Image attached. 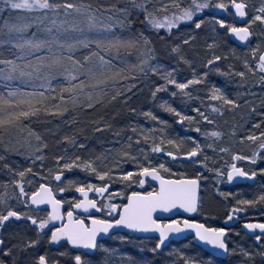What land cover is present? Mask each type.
Segmentation results:
<instances>
[{"label":"rangeland","instance_id":"1","mask_svg":"<svg viewBox=\"0 0 264 264\" xmlns=\"http://www.w3.org/2000/svg\"><path fill=\"white\" fill-rule=\"evenodd\" d=\"M54 1L59 3L58 0ZM191 1L157 0L154 11L157 14L179 13L180 10L174 5L178 3L182 7H187ZM208 1L214 6L212 12L197 13L192 20L183 21L182 25L170 31L146 33L145 30L140 29L135 39L140 40L141 43L128 51L134 55L132 64L136 62L134 64L136 66L134 68L135 75H133L135 81L132 85L134 88L133 95L139 99V103L133 105L136 108L131 111L133 115L131 118L138 121H133V124H139L141 129L147 131L143 137L148 136L150 138L145 144L146 148L150 147L144 152H140L143 154L145 166L149 160L154 167L161 162L165 163L166 167L171 169L170 172L157 170L166 178H196L197 173H199L201 189L200 208L197 217L204 223L211 224L217 222L233 200L237 198L254 200L246 187L227 188L225 180L227 171L230 170L233 163V155L252 156L253 151L258 150L259 144L264 140L260 137V133H264V82H261V76H264V72H261L258 67L259 56L264 50V24L255 21L249 25L252 33L251 42L246 49L241 50L228 40L225 33L219 31L218 20L220 19L237 26L233 12L215 7L218 0ZM68 2L77 3L78 1L68 0ZM222 2H227V0H222ZM262 7H264V1L251 10L247 9L246 24L255 15L260 14L259 10ZM196 20L203 21L200 28H196L194 23ZM143 38H147L149 44L144 45ZM185 41L187 43H184ZM176 46H179L178 52L173 51ZM144 48L152 50L151 64L157 66L159 73H171L172 78L176 79L178 83H186L194 78L201 82L193 83L184 90L177 88L176 85H166L164 89L157 91V86L165 85L166 81L162 75L153 73L148 67H145L144 73L139 71L141 50ZM122 52H125L124 58L130 57L126 51L122 50ZM214 55L220 56L221 59L215 60L213 64L209 65L208 60L212 59ZM181 56L184 59H181ZM245 60L256 71H250L248 67H245ZM125 62L128 64L127 61ZM241 71L245 73L243 77L238 75ZM128 73L127 71L124 75L127 77ZM204 73L207 75L204 76ZM214 87L220 90L217 95L222 94L228 99L236 101V104L229 105L221 100L211 99ZM153 92H155V96H153ZM173 92L176 94L173 95ZM168 106L175 108L184 117H191L192 119L183 120L182 128H177L176 122L181 121L180 116L175 112L168 111ZM196 109L207 115L208 121H205ZM148 112H151L158 119L154 120L147 116L146 113ZM49 114H51L50 111H40L36 115L24 119L23 123L31 121L30 125L34 126L31 123L36 124L39 119L41 124L47 121V124L50 125L53 121L49 120L47 116ZM171 115H173L174 121L168 124L166 119L167 116ZM33 119L35 121H32ZM162 121L166 123H162ZM197 128L200 129L199 132L196 131ZM213 131H218L221 135L219 137L210 134L204 135L205 132L211 133ZM5 132L6 130H0V140L2 141H5ZM18 133L22 134L21 132ZM250 136H255L256 140L247 139ZM161 138L165 140V143L162 144L165 149L161 152L152 151L153 140L159 144ZM192 138L200 142L202 151L198 153L199 158L204 160L205 156L208 157L207 168L194 161L181 162L176 159V157L183 156L182 150H190L193 146ZM106 139L105 133H102L99 138L93 136L92 140L89 141L92 145L94 144L93 141L98 143L100 149L104 147L102 162L109 156L112 157L115 150L111 146L114 142L113 138L110 137L108 141ZM169 139L176 140L177 144L181 145V149L167 144L166 141ZM22 142L19 143L20 145L23 144L22 146L19 145L21 149L19 155L13 154V151L10 152L6 143L0 145V199H6V203H0V212L6 214L7 209L11 208L34 216L37 220L47 218L48 211H37L29 207L28 200L25 201L19 192V186L14 183L16 180H21L25 192L30 197L31 192L40 183H45L44 178L49 176V168L44 166L46 165L45 162H49L47 156H44L43 161L37 160L36 156L39 153L36 152V149L33 150L29 144ZM209 144L212 147H208ZM2 146L6 148H2ZM79 148L83 150V153L92 157L93 149L90 148L91 151L88 152L83 147L79 146ZM139 148L142 151L143 146ZM167 151L176 153L175 159L167 156ZM62 157L68 158L69 156L62 155ZM81 157L82 159L85 158L84 160L95 159H87L86 156L82 155ZM41 163H43V167H41ZM28 168H31L32 171L26 172L25 176L21 178L18 173ZM134 169L136 168L132 170ZM216 169H219V172L215 171ZM220 173H224V175H220ZM65 175L66 178L63 183L57 184L52 180L47 181L51 184L56 198L64 202L75 201L73 195L75 187L69 186V180L85 184L89 182L99 184L100 182L95 174L75 166L72 168L71 174L65 172ZM58 187H64L65 191L60 192ZM135 189L152 191L155 187L148 185L145 189H141L139 184H134L129 188L119 180L118 175L112 179V193L123 190L129 194ZM221 193L229 195L222 196ZM125 199L126 197L115 195L111 202L121 204ZM105 201L108 203L107 199ZM254 205L255 203L251 206ZM3 223H5L2 233L4 243L0 250V259L5 260L6 264H12L13 260L15 264H38L39 255H45L49 261L62 258L66 264H76L74 257L67 259L69 258L68 249L61 248L57 251L49 248L50 234L47 232L49 225L44 230L38 231V225H33L24 215L19 218L10 217ZM30 240H36L37 243L26 247ZM157 242L156 238L115 234L101 242L94 255L81 257L83 264H130L129 257L135 261V264H190L192 260L198 261L199 264H204L205 261L209 260L211 264H264V255L261 254L263 249L244 238L236 240L234 237H230L228 239L230 254L227 259L222 261L213 258L195 246L190 238L171 243L160 254L157 251H152ZM9 248L12 250L11 255L5 256L3 251Z\"/></svg>","mask_w":264,"mask_h":264},{"label":"snow or ice","instance_id":"2","mask_svg":"<svg viewBox=\"0 0 264 264\" xmlns=\"http://www.w3.org/2000/svg\"><path fill=\"white\" fill-rule=\"evenodd\" d=\"M148 0H139L134 2V6L143 8L146 13V19L154 28H167L172 29L173 25H178L180 21L192 20L195 13L202 11L205 8L210 7L208 0L200 2V0H192V3L187 7H182L180 4L174 6L180 10V14L173 13L172 18L164 16L163 20L157 19L152 13L148 12L146 7ZM0 19L4 21V24L8 26L10 32H15V37H10V41L20 50V56L15 59L0 60V64L4 67L0 68V79L5 81L20 80L24 82H32L35 80L41 81L40 84H32V87L36 90L27 91L24 87H16L7 92L0 93V130H7L12 127H20L23 124L24 119L30 116L36 115L42 109L44 112L49 111H67L66 106H61L56 103L53 108L48 105L52 101L65 102L70 100L75 105L77 103L83 104L84 107L93 108L96 104L104 102L105 89L109 82L115 83L118 79H126L124 73L126 68L119 67L114 64L113 61L120 58L121 50L128 51L135 48L141 43L140 40L125 38L123 35H118V26L122 27V22L118 19L109 17L107 20H101L97 16L96 11L93 10L90 4L85 3H72L68 0L63 2H51V0H0ZM230 6L235 9L236 14L239 17H245L247 15L246 5L243 0H227L222 2L218 0L215 7L224 10H230ZM166 7V6H162ZM48 10H52L54 13L59 10H63L64 14L71 15L74 13L73 22L65 27L66 21H61L56 31L53 32L52 28H48L47 31L51 34L50 38H38L36 33L33 32L31 36H26L25 33L33 27V22L27 19L12 23L3 16L5 11L7 12H41L44 11L47 14ZM72 10V13L69 12ZM123 11V10H122ZM260 14L253 17L248 21V24L243 26H236L230 24L224 19L218 20V24L221 27L226 26V31L235 34L240 41H245L252 35L249 25L255 21H259L264 24V7L259 10ZM196 28H200L203 23L202 20L194 21ZM53 25H56V21H52ZM60 33H68L63 39ZM71 33H76L72 35ZM142 35V34H141ZM184 43H187L185 41ZM143 44H149L147 38H143ZM211 47V45H209ZM77 49H85L86 54L82 56V59H78L73 55ZM142 56L139 60V71L145 72V67L150 68L153 73L162 75L166 81L165 85H158L157 91H160L166 87V85H176L177 88L184 90L193 83H200L199 79L188 80L186 83H178L176 79L172 78L171 73L162 74L158 72L157 66L151 64L152 56L151 49L144 48L141 50ZM173 51L178 52L179 46H176ZM40 53V55H37ZM67 53V55H66ZM255 54V50H254ZM181 59H184L182 56ZM221 57L214 55L212 59L208 60V64L211 65L215 60H220ZM35 61V63H33ZM187 62V61H185ZM71 64L69 68L67 65ZM245 67H248L250 71H256L255 68L249 66L248 61L245 60ZM135 68L136 66L133 65ZM258 67L261 72H264V54L259 56ZM219 71V69H217ZM60 75L65 78L64 85L60 88V95H55V89L53 86V80L55 76ZM204 76L207 73L203 74ZM238 75L243 77L245 73L239 72ZM82 77V79L80 78ZM261 82H264V76H261ZM220 90L213 88L211 99L221 100L226 104L235 105L236 101L228 99L224 95H217ZM51 93V95H50ZM65 93L67 95H65ZM120 93H117L119 95ZM176 93L173 92V95ZM187 95V93H185ZM84 95L85 100L80 101L79 97ZM155 96V92H153ZM116 96H112L111 99H115ZM168 111L175 112L180 116L181 121L185 119H192L191 117H184L177 110L171 106H168ZM199 115L208 121V116L196 109ZM147 116L152 119H158L153 116L151 112L146 113ZM211 123V121H209ZM162 123H166L163 122ZM99 130V129H97ZM136 131L135 128L132 129ZM163 131V129H161ZM200 131L199 128L196 129ZM216 136L221 135L218 131L211 133L205 132L204 135ZM260 137L264 139V133H260ZM39 141L41 138L36 136ZM70 143L74 141L70 137H64ZM131 139V137H129ZM144 141L149 140L148 136L143 137ZM243 139V138H242ZM247 139L256 140L255 136H250ZM165 143V140L161 138L160 144H157L153 140L152 151L161 152V144ZM169 145H174L177 149H181V145L177 144L176 140L169 139L166 141ZM193 146L190 150L183 151L182 155L189 157L192 161L202 164L205 168L208 167L206 161L208 159L205 156L204 160L199 158L198 153L202 151L200 142L192 138ZM130 146V145H129ZM46 144H41L37 147L36 152L40 153L43 148H46ZM83 147V145H80ZM208 147H212L211 144ZM259 149H264V143L259 144ZM224 151V149H221ZM258 151L254 150L252 156H241L240 154H234L233 160H251L254 162ZM124 158H130L136 162V157L131 156L128 151L122 153ZM167 156L175 159L176 153L173 151H167ZM37 160L43 161L42 155L36 156ZM100 157H96L93 160H84L81 156L76 155L74 157H62L56 156L55 160L57 166L55 169H49V176L45 177V183H40L37 188L30 194V201L34 205L49 204L51 205V211L48 212L47 218L37 220L36 217L22 213L20 211L7 209L6 214L0 212V224L7 221L10 217H17L24 215L33 225H38L37 230H44L52 221H64L65 213L61 212V207L64 204L63 200L56 199L51 184L47 181L52 180L55 182L63 183V177L65 171L71 170L74 166L81 168L86 172L95 174L98 180L101 182L96 183H80L75 180H69V186H74L75 191L80 193L83 197L75 201L74 205H71L66 212L67 220L62 222L59 227L53 226L51 228L50 241H59L61 238H66L67 242L71 245L83 246L84 248H97V238L102 233L108 234L110 230H114L118 227H125L135 231H156L159 233V240L152 248L153 252L160 249L170 233H179L184 229H194L195 237L200 241L206 242L215 248H219L228 251V245L225 242L226 229L223 227H207L203 223H198L196 220L184 219L182 222L178 219L161 220L154 216L157 210L169 212L177 207L184 209L188 213L196 212L198 210V189H199V173L196 178H181L165 179L157 169L164 172H170L171 169L167 168L165 163L161 162L155 167L152 166L151 161H148L147 166L144 163H138V166L134 170L121 169L118 173L113 172L111 168H100L96 161ZM124 161L121 160L120 163ZM43 167V163H41ZM114 167L119 168V164H114ZM32 169L28 168L20 171L18 175L23 178L26 172H31ZM215 171L219 172V169ZM264 171V169H261ZM119 177V180L126 184L127 187H131L134 184L143 186L146 183L148 177L155 180H159V188L152 191H131L130 194L123 190H117L116 193H112L110 185L114 176ZM224 175V173H220ZM255 176L256 172H248L243 168L237 167L235 164L231 165L230 170L227 171V178L229 181L234 176ZM19 186L20 194L25 198V201L29 199V194L25 192L22 181H14ZM60 192H64V187H58ZM105 198L108 203L101 199L89 198V193ZM118 195L126 197L127 203L118 205L112 203L113 196ZM221 195H229L221 193ZM260 200H264V194L259 197ZM0 203H6V199H0ZM243 205H253L254 200H242L239 201ZM75 209H83L87 212L89 209H95L96 214H91L87 219L91 222L90 226L85 223L84 218L73 219ZM242 210V209H241ZM233 212L238 211L233 209ZM103 213L104 215H101ZM232 215H228V219H231ZM248 229H260V235L256 236V240L260 241L264 237V223H247ZM4 241L0 240V244ZM36 240H30L26 247L35 245ZM12 250L4 249L3 254L5 256L11 255ZM249 254V253H246ZM250 255V254H249ZM38 264H48V259L45 255L38 256ZM76 264H83L82 257L80 255L75 256ZM130 264H135L132 258L129 257ZM0 264H6L5 260L0 259ZM12 264H15L13 260ZM190 264H199L198 261L192 260ZM204 264H211V261H205Z\"/></svg>","mask_w":264,"mask_h":264},{"label":"trees","instance_id":"3","mask_svg":"<svg viewBox=\"0 0 264 264\" xmlns=\"http://www.w3.org/2000/svg\"><path fill=\"white\" fill-rule=\"evenodd\" d=\"M58 1L59 3L63 2V0ZM77 1V4H90L101 20H107L109 17L120 20L122 22V27L118 26L117 34L123 35L125 38L135 39L140 29L145 30L146 33H165L167 31H170L167 28H154L146 19V13L144 9L134 6V2H139V0ZM156 1L157 0H148L146 4L148 12L152 13L159 20H163L164 16H168L171 19L173 13L157 14L154 11ZM263 1L264 0H243L246 5V9L248 10H251L255 6L261 5ZM51 2L56 1L51 0ZM200 2H204V0H200ZM213 9L214 6L211 5L210 7L205 8L197 13H210ZM69 12L72 13V10H69ZM174 13L176 15L180 14V12ZM197 13H195V15ZM74 15L75 14L72 13L71 15L66 16L63 10H59L55 13L52 10H48L47 14H45L44 11L31 13L23 11H5L3 13V16L12 23L20 22L25 19H27L28 21H32L33 27L29 29V31L25 33V35L31 36V34L35 32L38 38H50L51 34L47 31L48 28H52V31L55 32L61 21H66L64 26L67 27L68 24H71L73 22ZM53 20L56 21V25L52 24ZM182 22L183 21H180L178 25H173L172 29L182 25ZM71 34L76 35V33ZM60 35L63 39L66 35H68V33H60ZM15 36L16 33L10 32L8 26H6L4 24V21L0 19V60L15 59L16 57L20 56V50L17 49L9 39L10 37ZM126 53H128L130 57L124 58L123 55L125 54V52H122L121 50L120 58L115 59L113 63L118 65L119 67L126 68L129 72L128 74L131 77L128 75L126 79H118L117 81H115V83L109 82L107 88L105 89V99L103 103L96 104L93 108H87L84 107L81 103H77L74 105L70 100L66 104L65 102L52 101L48 105L50 108H53L56 103H59L62 107L66 106L68 110L50 111L51 114L47 115L49 120L53 121V123H50V125L47 124L46 120V123L42 122L41 124L39 122L40 120L38 119V122L36 124L33 122L31 123L34 126H31V121H29L28 123H23L24 125L22 124L18 128H8L4 136L5 141L0 140V145H4L6 143L10 152L13 151V154L19 155L21 150L20 146L23 145H20L19 143L22 141L25 144H29L33 150L37 149V147H39L41 144H46L47 147L43 148L39 155H42L43 158L44 156H47L49 162H45L46 165L44 166L48 167L49 169L56 168L57 164L55 157L62 155L69 157L82 155L84 157L86 156L87 159L100 157V159L96 161L97 165L100 168H111L113 172L117 173L121 169L130 171L133 168H137L138 163H144L145 161L143 158V154H140V152H144L150 146L146 148L145 144L148 141H143V134H147V131L141 129V125L133 124L134 120L131 118L133 116L131 114V111H134V108H136V106L133 107V105L138 104L139 99L133 95L134 88L132 85L135 81V76L133 77V75H135V69L133 65L136 62L132 64V57H134L132 52L126 51ZM84 54H86L85 49H77L73 53V55H75V57L78 59H82V56ZM37 55H40V53H37ZM125 61H127L128 64ZM33 63H35V61H33ZM67 66L70 68L71 64L68 63ZM2 67H4V65L0 64V68ZM53 75L55 76V79L53 80L55 95L58 97L60 95V88L66 81L63 76L55 75V73ZM80 78L82 79V77ZM33 83L38 85L41 83V81L35 80L32 82H24L20 80L5 81L3 79H0V93H4L6 95L8 91L16 87H24L27 91H33L36 90L32 87ZM117 93L120 94L117 95ZM65 95L67 94L65 93ZM114 95L116 96V98L111 99V97ZM85 99L86 97L84 95H81L79 97L80 101H83ZM41 111H43V109ZM166 120L168 124L172 123L174 121L173 115L167 116ZM32 121H35V119H33ZM132 128H135L136 131L133 132ZM18 132H21L22 134ZM102 133H105V137H107L106 141L110 140V137L113 138L114 142L112 143V145L109 143V145L113 146V148L115 149L112 157L109 156L103 162L101 161V159L104 152V147L100 149V145H98V143H95L94 141L93 145L92 143H89V141L92 140L93 136L99 138ZM37 135H39L41 138L39 141L36 139ZM66 136L70 137L74 141V143H70L68 140H65L64 137ZM129 137H131V139H129ZM80 145H83V148L88 152L90 148L91 150L93 149L91 154L92 157H90V155L88 154L86 155V153H83V150L79 148ZM140 146H143V148L141 149L142 151H140ZM2 148L6 147L2 146ZM161 148L163 150L165 149L162 144ZM124 151H128L131 156L136 157V162H134L130 158H124L122 155ZM121 160H123L124 162L120 163ZM114 164H119V168L114 167ZM65 172L67 174H71L72 169Z\"/></svg>","mask_w":264,"mask_h":264},{"label":"water","instance_id":"4","mask_svg":"<svg viewBox=\"0 0 264 264\" xmlns=\"http://www.w3.org/2000/svg\"><path fill=\"white\" fill-rule=\"evenodd\" d=\"M230 10L234 14V18H235V20L237 22L238 27L245 25L246 19H247V15L245 17H239L236 14L235 9L233 7H231ZM219 30L221 32H223V33H226L228 39L233 44H235L238 48L246 49L248 47V45L250 43V40H251V36H249L248 39L245 40V41H240L238 39V37L235 36V34L229 33V32L226 31V26L225 27H221L220 26ZM261 54H264V51ZM182 125H183L182 121H178L176 123V126L178 128H182ZM176 159L178 161H181V162H191L192 161L191 158L186 157L184 155L181 156V157H176ZM164 178L165 179H175V178H166V177H164ZM254 178H255L254 176L242 177V176L237 175V176H234L233 179L230 182L232 184L246 182V180H250V182H251V181H253ZM62 179L64 181L65 175H64V177ZM179 179H181V178H179ZM179 179H175V180H179ZM185 179H188V178H185ZM55 183L60 184V182H55ZM147 183H149L150 185L156 187V189L158 190L160 181L159 180H155V179H153L151 177H148L147 180H146V183L143 186H141V187L145 188ZM199 185H200V179H199ZM199 190H200V186H199V189H198V204H199ZM73 193L79 199L83 198L81 196V194L76 192L75 190H74ZM92 196H97V195H95L94 193L90 192L89 193V198H92ZM28 204H29L30 208H32L34 210H47L48 212H50L52 210L51 209V205H49V204H41V205L32 204L31 201H30V197L28 199ZM64 208H65V205L63 204L62 207H61V212L62 213L64 211ZM197 211L196 212H192V213H188L184 209H181V208L177 207L175 209H172L169 212H164L162 210H157V212L154 213V216L157 219H161V220H165V221L168 220V219H173L176 216H182L185 219H192V218H194L196 216ZM91 214H96V210L95 209H89L87 212H85L83 209H75V214H74L73 219H79L78 218L79 216L88 217ZM66 220H67V217H66ZM229 221H230V219H228V221L225 222L224 226L227 227L229 225ZM53 222L57 223L58 225H60L62 223V221H60V220L53 221ZM90 223L91 222L89 221V226H90ZM2 230H3V226H0V240H2V238H1L2 237ZM243 230L246 231L249 235H254L256 232L258 234H260V229H248L246 227V225L244 226ZM117 233L131 234V235H135L136 237H141V238H157L159 240V233L156 232V231H149V232L135 231V230H130V229H127V228L121 226V227L115 228L114 230H110V232L108 234H103L102 233L97 238V244H99V242H101L103 240H106V239L110 238V236H112L114 234H117ZM190 236L193 237V244L194 245L198 246L203 251L209 253L214 258H217V259H219L221 261L227 259L228 255H229V248H228V251L225 252L222 249L215 248V247H213L212 245H210V244H208L206 242L200 241L198 238L195 237V230L194 229H184V230H182L179 233H170L169 237L166 239L165 243L163 245H161L160 249L157 250V253L160 254L172 242H179V241H182V240H184V239H186L187 237H190ZM226 237H227V232L225 233V242H226ZM63 244H67L69 246V248H71L74 251L85 252L88 255H94L96 253V251H97V248L92 249V248H84L83 246L71 245L70 243L67 242L66 238H61L59 241H50V239H49V247H51V248H55L56 249V248H59ZM2 245L3 244H0V249L2 248Z\"/></svg>","mask_w":264,"mask_h":264},{"label":"flooded vegetation","instance_id":"5","mask_svg":"<svg viewBox=\"0 0 264 264\" xmlns=\"http://www.w3.org/2000/svg\"><path fill=\"white\" fill-rule=\"evenodd\" d=\"M262 143H264V140L262 141ZM258 155L256 156L254 162L251 160H233L232 164H235L237 167L239 168H243L245 171L248 172H256V175L254 176L255 178L253 179V181L250 182V180H246V182H242V183H237V184H232L226 175V184H227V188L230 187H246L252 194V196L254 197L255 200V205L251 206V205H243L240 204L239 201H242L241 198H237L235 200H233L230 204L229 207L227 208V210L223 211V214L218 218L216 223H211V224H206L204 223L202 220L198 219V214H199V210L198 213L196 215L195 218H193L192 220H196L198 223H203L205 224L207 227H223L226 229L227 232V238H226V242L228 244V239L231 237H234V239L238 240L240 238H244L247 241H249L250 243H253L255 246L257 247H261L263 249V253H261L262 255H264V237H262V239L260 241L256 240V236L260 235L257 232L254 235H249L246 231L243 230L244 226L247 223H264V200H260L259 197L261 194H264V171H261V169H264V149H258ZM262 159V161H260ZM262 173V175L260 174ZM251 176V175H250ZM224 179V178H223ZM111 188L112 189V183H111ZM134 191L137 192H142L140 189H135ZM74 192V190H73ZM130 194V193H129ZM74 195V193H73ZM75 196V195H74ZM92 198H95L98 200V203L101 199L99 196H93ZM79 198L75 196V201L78 200ZM75 201H71V203L69 202H64L65 208L63 213H65L64 216V221L62 222H66V212L69 209V207L71 205H74ZM104 202L106 203L105 199ZM127 199H125V201H122L121 204L118 205H122L123 203H126ZM237 209L238 211L233 212V209ZM242 209V210H241ZM101 215H104L103 213H100ZM231 214L232 218L229 221V225L226 227L224 226L225 222L228 221V215ZM80 218H84L85 223L89 225V220L87 219V217L84 216H79ZM173 219H178L181 222L185 219L182 216H176ZM1 226H3V230L5 227V223L1 224ZM55 226V227H59L60 225H58L57 223H54L53 221L49 224V229L47 230V232L51 235V228ZM2 230V233H3ZM191 239L193 242V237H188L186 239ZM3 240V239H2ZM48 246H49V241H48ZM3 247V245H2ZM50 249L53 250H59L61 248H65L68 249V256L69 258L67 259H71L76 255H80V256H87V254L85 252H77L72 250L71 248H69V246L67 244H63L61 245L59 248H51ZM2 249V248H1ZM0 249V250H1ZM230 250V248H229ZM48 264H66V261H64L62 258H57L53 261H49L48 260Z\"/></svg>","mask_w":264,"mask_h":264},{"label":"bare ground","instance_id":"6","mask_svg":"<svg viewBox=\"0 0 264 264\" xmlns=\"http://www.w3.org/2000/svg\"><path fill=\"white\" fill-rule=\"evenodd\" d=\"M227 36V35H226ZM228 38V37H227ZM229 40V39H228ZM230 41V40H229ZM231 42V41H230ZM232 43V42H231Z\"/></svg>","mask_w":264,"mask_h":264}]
</instances>
